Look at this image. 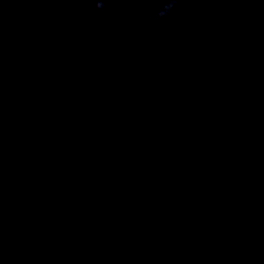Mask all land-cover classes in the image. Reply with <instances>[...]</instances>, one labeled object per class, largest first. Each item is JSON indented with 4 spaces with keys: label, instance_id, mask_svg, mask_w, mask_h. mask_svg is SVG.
Masks as SVG:
<instances>
[{
    "label": "clouds",
    "instance_id": "obj_1",
    "mask_svg": "<svg viewBox=\"0 0 264 264\" xmlns=\"http://www.w3.org/2000/svg\"><path fill=\"white\" fill-rule=\"evenodd\" d=\"M130 0H120V8L122 10H127V5ZM155 6L152 11L148 14V20L152 23L162 21L170 17L174 11H180V0H154ZM94 9L98 12L106 11V3H99L98 0H93Z\"/></svg>",
    "mask_w": 264,
    "mask_h": 264
}]
</instances>
